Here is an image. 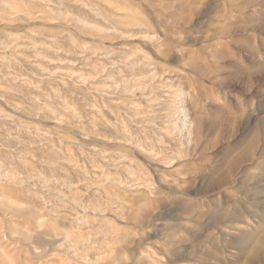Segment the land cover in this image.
I'll return each instance as SVG.
<instances>
[{
  "label": "rangeland",
  "instance_id": "374dc122",
  "mask_svg": "<svg viewBox=\"0 0 264 264\" xmlns=\"http://www.w3.org/2000/svg\"><path fill=\"white\" fill-rule=\"evenodd\" d=\"M263 197L264 0H0V264H250Z\"/></svg>",
  "mask_w": 264,
  "mask_h": 264
},
{
  "label": "bare ground",
  "instance_id": "6f19581e",
  "mask_svg": "<svg viewBox=\"0 0 264 264\" xmlns=\"http://www.w3.org/2000/svg\"><path fill=\"white\" fill-rule=\"evenodd\" d=\"M257 201L259 202V204L264 205V199H260V200L257 199ZM226 228L231 229V230H236V228H234V227H226ZM241 236L242 237L238 238V240L236 239L235 241L230 242L231 243L230 248L237 250V252L240 256H245L247 258V261L250 264H254V262H257V263L260 262V263L264 264V235L259 236L258 238H253L252 241L250 239V236L248 237L247 234L241 235ZM227 243H228V241H227ZM227 248H228V246H227ZM194 256L197 258V255H194ZM205 258L206 257H203V259H205ZM194 260H199V259H194ZM209 260H210V258H209ZM197 262H199V261H197ZM202 262H203V260H202ZM203 263H205V262H203ZM205 264H207V263H205Z\"/></svg>",
  "mask_w": 264,
  "mask_h": 264
}]
</instances>
